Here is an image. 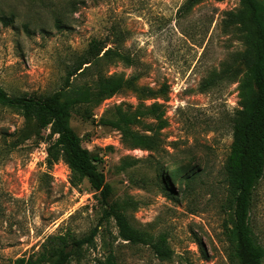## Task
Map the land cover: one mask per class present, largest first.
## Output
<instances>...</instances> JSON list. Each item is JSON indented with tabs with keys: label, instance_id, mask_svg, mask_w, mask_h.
I'll list each match as a JSON object with an SVG mask.
<instances>
[{
	"label": "rangeland",
	"instance_id": "1",
	"mask_svg": "<svg viewBox=\"0 0 264 264\" xmlns=\"http://www.w3.org/2000/svg\"><path fill=\"white\" fill-rule=\"evenodd\" d=\"M241 10L240 0H0V87L46 95L75 73L62 95L69 125L100 159L110 201L171 250L160 260L120 240L88 183L75 185L61 154L47 153L55 136L0 107V264L49 235L96 226L93 245L68 264L109 254L116 264H232L224 164L233 121L255 95ZM81 61L90 63L75 72ZM106 80L120 88L98 100ZM250 219L264 249V175Z\"/></svg>",
	"mask_w": 264,
	"mask_h": 264
},
{
	"label": "trees",
	"instance_id": "2",
	"mask_svg": "<svg viewBox=\"0 0 264 264\" xmlns=\"http://www.w3.org/2000/svg\"><path fill=\"white\" fill-rule=\"evenodd\" d=\"M240 3L242 10L237 21L249 33L248 42L253 51L250 74L255 95L232 125V141L224 164L230 195L224 233L229 247L228 259L232 264H263L264 249L254 238L250 211L253 192L264 175V0H240ZM92 45L96 49L94 55L98 56L101 49L95 43ZM86 63L90 61H81L75 72ZM73 74H68L61 88L46 95L11 96L0 87V107L17 111L25 119L32 120L38 131L47 129L55 136L47 153L61 154L75 185L84 180L88 183L102 208V217L114 220L120 240L130 245H146L160 260L168 259L171 250L165 237L134 227L121 206L110 201L111 186L97 168L100 159L82 146L80 137L70 127V103L62 99V95ZM119 88L120 83L115 80L102 81L97 88L98 100L111 96ZM82 96L88 100V93ZM137 140L140 145L146 144L144 139ZM97 228L93 227L82 237L68 232L49 235L38 251L15 259L13 264H68L74 258L80 261L83 248L93 245ZM95 264L116 263L114 256L109 254Z\"/></svg>",
	"mask_w": 264,
	"mask_h": 264
}]
</instances>
